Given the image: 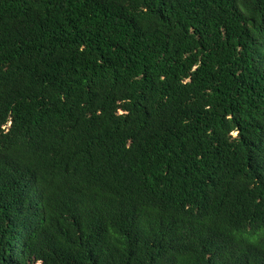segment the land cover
I'll use <instances>...</instances> for the list:
<instances>
[{"label":"trees","instance_id":"trees-1","mask_svg":"<svg viewBox=\"0 0 264 264\" xmlns=\"http://www.w3.org/2000/svg\"><path fill=\"white\" fill-rule=\"evenodd\" d=\"M0 264H264V0H0Z\"/></svg>","mask_w":264,"mask_h":264}]
</instances>
